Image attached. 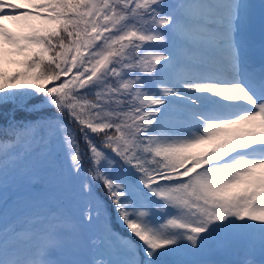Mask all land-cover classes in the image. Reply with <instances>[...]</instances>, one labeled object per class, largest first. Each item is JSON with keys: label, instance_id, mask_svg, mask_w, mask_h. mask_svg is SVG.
I'll use <instances>...</instances> for the list:
<instances>
[{"label": "snow or ice", "instance_id": "snow-or-ice-1", "mask_svg": "<svg viewBox=\"0 0 264 264\" xmlns=\"http://www.w3.org/2000/svg\"><path fill=\"white\" fill-rule=\"evenodd\" d=\"M250 18L0 0V62L23 68L0 70V264H264V0L258 65ZM52 184L74 209L48 207Z\"/></svg>", "mask_w": 264, "mask_h": 264}, {"label": "trees", "instance_id": "trees-1", "mask_svg": "<svg viewBox=\"0 0 264 264\" xmlns=\"http://www.w3.org/2000/svg\"><path fill=\"white\" fill-rule=\"evenodd\" d=\"M22 57L12 55L6 56V58L0 62V70L10 73V68L14 67L12 73L22 71V65L20 64ZM49 193L51 199L47 201V205L52 209H74V201L72 200L68 191L58 184H52L49 186ZM123 231V229H121ZM61 256L64 259H85L88 258L82 254L80 249L74 246H70L66 249Z\"/></svg>", "mask_w": 264, "mask_h": 264}, {"label": "rangeland", "instance_id": "rangeland-1", "mask_svg": "<svg viewBox=\"0 0 264 264\" xmlns=\"http://www.w3.org/2000/svg\"><path fill=\"white\" fill-rule=\"evenodd\" d=\"M17 2V0H13ZM246 2L251 5V18L250 20L242 27L240 32V38L247 43L248 49L253 41L260 40V4L262 0H246ZM4 23L13 31L16 30V27L11 21H4ZM249 40V42H247ZM6 49H10L11 46L5 44ZM250 50V49H249ZM257 54V53H256ZM15 57V56H13ZM6 58V57H5ZM14 70V67L10 68V73ZM221 258H225L223 255Z\"/></svg>", "mask_w": 264, "mask_h": 264}, {"label": "bare ground", "instance_id": "bare-ground-1", "mask_svg": "<svg viewBox=\"0 0 264 264\" xmlns=\"http://www.w3.org/2000/svg\"><path fill=\"white\" fill-rule=\"evenodd\" d=\"M253 54H254V52H253Z\"/></svg>", "mask_w": 264, "mask_h": 264}]
</instances>
